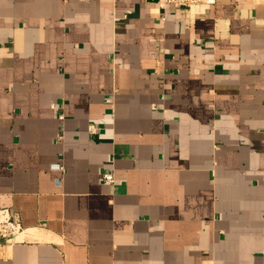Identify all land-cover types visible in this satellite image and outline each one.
I'll use <instances>...</instances> for the list:
<instances>
[{"label": "crops", "instance_id": "0c3cea01", "mask_svg": "<svg viewBox=\"0 0 264 264\" xmlns=\"http://www.w3.org/2000/svg\"><path fill=\"white\" fill-rule=\"evenodd\" d=\"M0 208V264H264V0H0Z\"/></svg>", "mask_w": 264, "mask_h": 264}, {"label": "built area", "instance_id": "2783aa9c", "mask_svg": "<svg viewBox=\"0 0 264 264\" xmlns=\"http://www.w3.org/2000/svg\"><path fill=\"white\" fill-rule=\"evenodd\" d=\"M216 0H158L161 7L169 5L173 8L189 7L194 4H214ZM62 117V116H60ZM88 130L91 134H95L97 127L93 124L89 125ZM54 166L59 167L58 164ZM105 184H112L114 176L112 172H105L102 175ZM21 230L18 215L9 208H0V239L16 236Z\"/></svg>", "mask_w": 264, "mask_h": 264}, {"label": "water", "instance_id": "95a60500", "mask_svg": "<svg viewBox=\"0 0 264 264\" xmlns=\"http://www.w3.org/2000/svg\"><path fill=\"white\" fill-rule=\"evenodd\" d=\"M15 236L14 237H9V238H4V239H0V243H9L15 240Z\"/></svg>", "mask_w": 264, "mask_h": 264}]
</instances>
